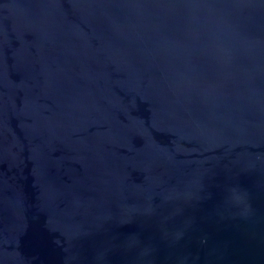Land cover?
<instances>
[{
  "label": "water",
  "instance_id": "95a60500",
  "mask_svg": "<svg viewBox=\"0 0 264 264\" xmlns=\"http://www.w3.org/2000/svg\"><path fill=\"white\" fill-rule=\"evenodd\" d=\"M0 264H264V0H0Z\"/></svg>",
  "mask_w": 264,
  "mask_h": 264
}]
</instances>
